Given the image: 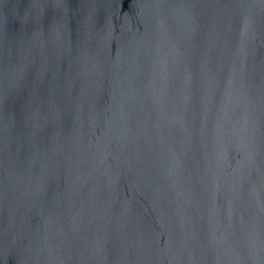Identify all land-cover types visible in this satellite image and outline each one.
Masks as SVG:
<instances>
[{
  "label": "water",
  "instance_id": "95a60500",
  "mask_svg": "<svg viewBox=\"0 0 264 264\" xmlns=\"http://www.w3.org/2000/svg\"><path fill=\"white\" fill-rule=\"evenodd\" d=\"M0 264H264V0H0Z\"/></svg>",
  "mask_w": 264,
  "mask_h": 264
}]
</instances>
